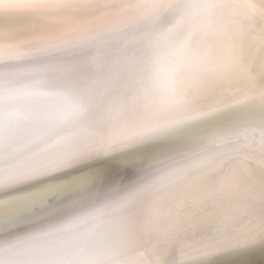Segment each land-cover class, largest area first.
<instances>
[{
	"label": "bare ground",
	"instance_id": "bare-ground-1",
	"mask_svg": "<svg viewBox=\"0 0 264 264\" xmlns=\"http://www.w3.org/2000/svg\"><path fill=\"white\" fill-rule=\"evenodd\" d=\"M264 264V0H0V264Z\"/></svg>",
	"mask_w": 264,
	"mask_h": 264
},
{
	"label": "water",
	"instance_id": "water-1",
	"mask_svg": "<svg viewBox=\"0 0 264 264\" xmlns=\"http://www.w3.org/2000/svg\"><path fill=\"white\" fill-rule=\"evenodd\" d=\"M218 262H221V263H219V264H228L229 263V260H227V262L225 261V260H219Z\"/></svg>",
	"mask_w": 264,
	"mask_h": 264
}]
</instances>
